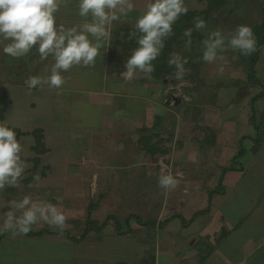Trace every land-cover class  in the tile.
Here are the masks:
<instances>
[{
    "label": "rangeland",
    "instance_id": "obj_1",
    "mask_svg": "<svg viewBox=\"0 0 264 264\" xmlns=\"http://www.w3.org/2000/svg\"><path fill=\"white\" fill-rule=\"evenodd\" d=\"M208 2L185 0L189 11L195 12L206 9ZM133 3V11L143 10L144 0H133ZM77 4L78 0H64L57 17L64 9L75 12L70 16L60 15L58 20L66 26L81 22L76 14ZM134 19L114 22L115 27H120L118 40L127 46V57L103 59L99 56L91 74L87 73V67L75 66L63 73L67 79L60 90L49 89L47 85L29 90L24 83L31 75H48L45 67L52 63L51 57L40 61L35 48L19 59L0 51V95H4L0 105L2 122L16 131L17 139L23 145L21 156L27 165L20 187H7L0 192V217L9 210V201L30 195L34 201L56 204L68 217L67 223L71 227L66 232L71 236L82 234L88 218L100 226L109 215L111 218L103 229L94 230L93 234L115 233L117 237L128 239L129 243L136 241V247L150 253L148 259L154 258L156 253L195 249L197 253L181 258L180 264L220 263L219 251L228 258L229 264H236L242 254L243 236L264 232V220L256 221L264 217V208H258L253 216L246 217L250 210L247 199H259L258 195L264 190V96L253 104L254 114L250 102L264 88V46L256 64V76L262 85L247 78V65L237 51L229 49L223 53L226 61L218 62L224 65L222 72L217 70L218 63L204 62L201 41L217 28L229 32L239 24L259 25L264 20V0H228L221 10L209 15L206 29L196 31L199 38L192 36L188 51H185L187 38L182 34L180 42L171 50L188 58V72L182 81L175 79V71L163 80L138 73L131 81L117 78L122 85L115 88L106 84V79H113L114 65L125 69L124 62L131 49L137 46H132L133 42L129 41ZM126 25H130L129 28L123 27ZM18 61H22L20 67L16 64ZM140 79L158 84L151 86L158 92L152 94L151 91L145 99L140 90ZM102 93L110 94L112 98ZM107 98L113 102L110 107L107 103L111 101ZM252 115L256 124L250 121ZM127 118L130 121L124 123ZM35 129L42 131L43 153L36 151L38 147L34 148L36 142L32 131ZM256 133L263 139L260 143L263 159L259 160L249 148ZM243 136L247 138L241 141ZM240 144L249 148L240 160L245 173L241 184L248 188L246 195L239 198L240 208H236L235 215L246 212L247 220L223 238L218 234L212 236L211 232L204 235V225H201L209 221L212 209L203 211L201 208L207 206L209 192L214 189L213 207L233 194L228 192V196H218L217 187L222 170L237 166L233 158ZM167 172L180 181L174 189L158 186L159 175ZM232 172L227 173L228 177L235 176ZM228 177H225L226 184ZM232 182L235 185L234 180ZM238 194L235 193V200ZM173 214L180 217L161 227L156 225V221ZM136 215L141 222L150 225H137ZM183 217L186 218L185 227ZM245 217L241 216L236 223ZM128 220L131 231L119 235L118 229L120 232L129 229ZM152 222L155 226H151ZM181 224L183 227L179 226ZM206 226L212 228L211 221ZM41 228L54 230L41 222L31 231ZM5 233L0 234V264H93L95 262H90L95 260L92 250L100 255L110 251L109 247H123V239L114 237L105 236L101 244L92 246L95 249L81 247L80 240L75 239L72 240L75 247L71 256L65 249L49 245L44 240L46 237H26L19 246L21 234ZM55 236L50 238L53 243L67 241L63 235ZM98 240L93 236L87 242ZM183 241L186 244L183 245ZM246 264H264V248L256 256L249 257Z\"/></svg>",
    "mask_w": 264,
    "mask_h": 264
},
{
    "label": "clouds",
    "instance_id": "obj_2",
    "mask_svg": "<svg viewBox=\"0 0 264 264\" xmlns=\"http://www.w3.org/2000/svg\"><path fill=\"white\" fill-rule=\"evenodd\" d=\"M63 3L64 0H0V51L19 59L35 48L40 61L52 59L45 67L48 75L26 78L24 83L29 90L44 85L60 90L67 79L63 73L75 66H94L102 52L108 50L114 22H122L135 7L133 0H78L76 14L81 22L66 26L57 17ZM188 10L185 0H144L142 14L136 17L134 31L130 32V38H136L137 46L131 49L124 62L122 76L125 81L133 80L138 73L151 77L155 71L153 61L174 34L173 25ZM206 28V21L197 18L193 27L184 30L185 51L190 50L193 31ZM201 44V58L207 63L225 62L223 53L229 49L245 56L257 49L256 37L247 24H239L229 32L220 28L212 30ZM187 63L188 58L178 52L170 55L168 64L174 66L176 80L184 79ZM217 70H224L223 63H218ZM22 152L23 145L14 128L0 122V192L7 187H20L27 167ZM179 183L171 172L158 177V186L165 190L174 189ZM8 208L0 217V234L26 235L41 222L60 231L71 227L67 223L68 217L56 204L34 201L30 195L9 201Z\"/></svg>",
    "mask_w": 264,
    "mask_h": 264
},
{
    "label": "crops",
    "instance_id": "obj_3",
    "mask_svg": "<svg viewBox=\"0 0 264 264\" xmlns=\"http://www.w3.org/2000/svg\"><path fill=\"white\" fill-rule=\"evenodd\" d=\"M69 9H64V13L61 11L60 14L58 15V17L61 15L64 16L66 14H68V16H70L69 14L70 13H73L75 11H68ZM65 11H68L65 12ZM139 13H137L138 11L134 10L132 11L131 13L128 14L127 17H125V19H129V21H131L130 19L131 18H135L138 17L139 15L142 14V10L140 9ZM67 16V15H66ZM134 19V21H135ZM123 22V21H122ZM134 24V23H133ZM132 25V23L130 24ZM130 25H126V26H123L125 28H129ZM119 29L120 27H115V25L113 24L112 26V29H111V42H110V45L107 46L108 47V50L106 52H102V55L100 56L101 58H125L127 57L126 55V52L124 51V44L123 42H120L118 40V34H119ZM119 47V48H118ZM103 58V59H104ZM101 61V60H100ZM118 61V60H117ZM120 61V60H119ZM22 61H18L16 64H18L17 66L20 67V65H22L21 63ZM98 63V61L96 60V63H95V67H87L86 70H87V73L88 74H91V73H94L95 69H96V64ZM116 63H119V62H116ZM112 71H114V77L113 79H110V78H107L106 79V84L109 83L111 84L112 87H115V88H118L120 87V85H122V82L120 80H118L117 78H121L123 79V76H121V74L125 71V69H121L119 66L117 67V65L113 66L112 68ZM117 75V76H116ZM151 78V77H150ZM125 83V82H124ZM158 84L155 85V83H152V81H150L149 79L146 81H144L143 79H140V90H142V93L144 92V97L145 99H147L150 95H151V91H152V94H154L153 92L156 91L154 89H151V86H156L157 87ZM145 91H147V93H145ZM158 92V91H156ZM103 94V93H102ZM103 96H106V97H111L110 94L108 95H104ZM108 99V98H107ZM110 100V104L107 103V106L110 107V105L112 106V100L111 99H108ZM107 101V100H106ZM101 104H106L105 102L101 103ZM144 107V106H143ZM124 123H128L129 118L127 119H124L123 120ZM263 139H260V142L258 144V148L255 152H252L254 155H256L258 158L256 160H259L261 159L262 157L260 156V143ZM252 142V140H251ZM254 145V142H252V145L249 147L250 150H252V147ZM248 148V149H249ZM248 149L245 148V153H247ZM243 154V156H244ZM241 156L238 160V162L240 163V160L242 159ZM263 159V158H262ZM242 169L241 170H233V172H235V176H231V177H228L227 173L228 172H232V171H227L224 173L223 175V178H222V184H223V192L220 193V194H217L218 196H225L227 194L228 196V192H232L233 194L228 196L230 197L229 199L225 200L224 201L222 200V202H220V204L218 206H211V204H214V197L216 195H214L213 197H211V204H210V208L212 209L211 212H210V218H209V221L205 224H202L201 226H203L202 230H203V234L205 235L207 232H211V235L212 236H215L216 234L219 235L220 237V232H221V229L224 228L228 233L227 235L235 230L237 227L239 228L243 223L244 221L247 220L246 217H251L254 215V213H256V211L258 210V208H264V190L263 192L258 195L259 196V199L257 197V200H256V197L255 199L253 200L252 198L250 199V201L247 199V207L249 210V213L247 214V216L245 217V213L246 212H240L238 216H236V208H240V204L238 202H241L239 201V198L244 197V195H246V191H247V188L248 186L245 184H241V182H244V176H245V173H244V165L242 163H240ZM237 167V166H236ZM232 172V173H233ZM225 177H228V182L226 184V180H225ZM235 178V179H234ZM234 180V184L233 185V181ZM241 184V185H240ZM240 185V186H239ZM243 186V187H242ZM245 186V187H244ZM236 187V189H235ZM241 188V189H240ZM243 188V189H242ZM239 193L238 195H236V200L235 198H233L235 196V193ZM241 194V195H240ZM233 198V199H232ZM247 198V196H246ZM219 199V198H218ZM256 200V201H255ZM202 209H205L204 207L201 208ZM241 216H244L245 218H243L242 220H239L237 223H236V220L237 219H240ZM180 217L178 214H173V215H170L169 217H166L164 220L166 219H169L167 222L171 221V219H175V218H178ZM184 221L186 220V218H182ZM191 218H189L190 220ZM162 220V221H164ZM264 220V217H262L260 220H256L258 223H261L260 221ZM162 221H156L157 223H160ZM211 221V227L212 228H209V226H206L209 222ZM264 222V221H263ZM139 225V224H137ZM141 226V225H139ZM179 226H182L179 225ZM179 226H177V228H179ZM186 225H184L185 227ZM166 227V226H165ZM183 227V226H182ZM42 229V228H41ZM93 231L94 230H91L90 232L87 233L86 237L82 240H80V244H81V247L85 246L87 249H95L93 248L92 246L95 245V244H101L104 237H114L116 238V240L119 238V239H123L121 240V243L123 245V247H121L120 249H117L118 247L114 248L113 247H109L110 251L107 250L104 251V252H101L100 255L98 254V252L96 251H93L92 252L95 254H92L94 257H95V260H90V262H95L93 264H117V263H124V262H131V264H180V259L181 258H186L187 256H192V255H195L197 253V250L195 249H188V250H184L182 251L181 249V252L179 251V249H176V250H172L170 251L169 253L166 252L165 254H155V256H153L154 258H151V259H148V255L150 253H147L145 251V249H139L138 247H136V241L134 243V241L132 243H129L128 239H124L123 237H117L115 236V233H113V235H104V234H101V235H97V234H93ZM254 232V231H253ZM201 233V231H200ZM93 234V235H92ZM112 234V233H111ZM20 235V234H19ZM22 239L19 246L22 244V242L24 241L23 239H25L26 237H31V236H27V235H22L21 234ZM59 235L55 236L56 238H59L58 237ZM93 236H96L98 237V242L96 241H91V242H87V240ZM185 236V238H189V237H186V235H183V237ZM43 238H45L44 240L45 241H48V244L50 245H53L55 247H57L58 249L59 248H62V249H65L69 255L73 256L74 254V243L72 240L68 239V238H65L67 239V241H64V240H60V241H55L53 243V241L50 240V238L54 237V235H44V236H41ZM64 238V237H63ZM136 238V237H134ZM134 238L132 240H134ZM241 243H242V248H241V257L239 259H236V264H246L248 262V258L249 257H254L258 254V252H260V249L261 248H264V232H259V233H252L250 232L249 234L247 235H244L243 238L241 239ZM194 242V241H193ZM83 243V244H82ZM186 244L185 241H183V245ZM96 246V245H95ZM190 250V251H189ZM117 254V255H116ZM218 256L220 257V259H218V261H220V263H216V264H229V261H228V258L224 256V254L222 253V251H219L218 252ZM100 256V257H98ZM147 256V257H146ZM152 256V255H151ZM178 257V259H176ZM246 257V258H245ZM211 258H212V255H211ZM169 259H171L169 261ZM175 259H176V262H175ZM112 260H114L115 262L112 263ZM70 263V262H69Z\"/></svg>",
    "mask_w": 264,
    "mask_h": 264
},
{
    "label": "trees",
    "instance_id": "obj_4",
    "mask_svg": "<svg viewBox=\"0 0 264 264\" xmlns=\"http://www.w3.org/2000/svg\"><path fill=\"white\" fill-rule=\"evenodd\" d=\"M228 0H209L206 9L200 11V12H195V11H189L185 14V15H181L180 18L176 21V23L173 25V32L174 34L172 36H170L166 42H165V47L163 49V53L162 55H160L155 61H153V64L155 65V71L151 74V76L153 77V79H159V80H163L164 77L166 76H171L172 73L175 71L174 66H170L168 64V60H169V56L172 53V47L173 45H177L180 42V37L183 34L184 30L190 27H193L194 24V20L197 18H203L205 21L208 20L209 15L212 14L214 11H219L221 10L224 5L226 4ZM252 31L256 37L257 40V49L255 52H253L251 55H242L240 54L238 51L236 52L237 55L239 56V58L246 63L247 65V69H246V74H247V78L252 81L255 82L257 84H262L261 80L256 76V64L259 60L260 57V49L262 48V46H264V20L262 21V23H260L259 25H253L252 27ZM134 31V30H133ZM132 32V30H131ZM192 36L198 37L199 38V34L196 33V30L193 31ZM130 43L133 42L132 46H136V40L135 37H131L129 38ZM124 51L127 52V46L124 45ZM188 66V63L185 65V67ZM263 85V84H262ZM264 96V88L261 92H259L257 95H254L250 102H251V112L252 114H254V107L253 104L255 103V101L258 98H261ZM3 97L4 95H0V105L1 103H3ZM3 121V115L1 113V109H0V122ZM250 121L253 122V124H256L253 115L250 117ZM34 137H35V147L34 148H39L36 149V151L38 150L40 153H43V146L41 143V139H42V131L40 129H35L32 131ZM261 135H258V133H256L255 137L252 139L254 142V145L252 147V150L255 152L258 148V144L260 142V137ZM247 136H243L241 137V141L243 139H246ZM245 153V148L242 146V144H240V148L239 151L236 153V155L234 156V162H236L237 167L235 166H229L226 167L222 170V174L220 176V180H219V184L217 187V190L219 189V193L223 192V186H222V178L225 172L227 171H231V170H241L242 167L240 165V163L238 162V159L243 156V154ZM216 190L214 189L212 192H209L208 195V200H207V206L205 207V210H209L210 208V204H211V197L214 194ZM202 212V211H200ZM90 215V214H88ZM133 216V215H130ZM137 217V215L135 216ZM134 217V218H135ZM111 218L109 215L106 218V221L103 222L100 226H97L96 222L94 220H90L89 218L87 219L88 221H86V227L83 230L82 234L79 235V237H75V236H71L68 232H66V230L64 231H60L59 229H54V230H50V229H46V228H42L36 231H30L29 233H27V236H33V237H37V236H44V235H63L66 238L70 239V240H82L86 237L87 233L90 232L91 230H96V231H101L105 225V223L108 221V219ZM90 220V221H89ZM169 219H166L160 223L156 222V225H158L159 227H161V225L163 226ZM182 220V224H186L185 221L183 219ZM191 220V219H190ZM136 222H138L137 224L141 225V226H148L150 225V223H145V222H141L138 217L137 220H135ZM128 224V228L125 231L120 232L119 229L117 231V233L119 235H123L125 233H128L131 231V227L129 224V220L127 221ZM151 226H155V222H152ZM7 233V232H6ZM5 233V234H6ZM227 231L222 228L221 232H220V238H223L227 235ZM2 235H0L1 237Z\"/></svg>",
    "mask_w": 264,
    "mask_h": 264
},
{
    "label": "water",
    "instance_id": "obj_5",
    "mask_svg": "<svg viewBox=\"0 0 264 264\" xmlns=\"http://www.w3.org/2000/svg\"><path fill=\"white\" fill-rule=\"evenodd\" d=\"M175 100V103L177 102L175 98H173ZM167 103H170V101L167 100Z\"/></svg>",
    "mask_w": 264,
    "mask_h": 264
}]
</instances>
